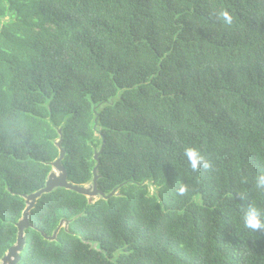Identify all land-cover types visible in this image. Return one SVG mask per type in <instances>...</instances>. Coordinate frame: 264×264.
I'll list each match as a JSON object with an SVG mask.
<instances>
[{
    "label": "trees",
    "instance_id": "16d2710c",
    "mask_svg": "<svg viewBox=\"0 0 264 264\" xmlns=\"http://www.w3.org/2000/svg\"><path fill=\"white\" fill-rule=\"evenodd\" d=\"M57 141L19 264H264V0H0V261Z\"/></svg>",
    "mask_w": 264,
    "mask_h": 264
},
{
    "label": "water",
    "instance_id": "95a60500",
    "mask_svg": "<svg viewBox=\"0 0 264 264\" xmlns=\"http://www.w3.org/2000/svg\"><path fill=\"white\" fill-rule=\"evenodd\" d=\"M58 147L60 150V156L59 158L54 161L51 166H52V172L49 174L47 182L45 184V187L43 189H41L40 191L24 197L26 199V208L23 212L22 218L20 219V221L16 224L18 233H17V240L16 243L7 251V253L3 256V258L1 259V263L4 264H19L20 261V254L23 252L25 244H26V236H25V231L28 228H33L36 229L32 224H30L29 222V213L30 211L34 208L37 200L43 195V194H47V193H51L52 191H54L57 188H64V189H68V190H73L79 194H82L84 196H86L89 199V202H92V197L99 195L101 197H104V195L102 193H100L97 190L96 187V181H97V174L96 172H94L95 176H94V189L91 190H87L84 188V185H74L70 182H68L67 180V173L66 170L64 169V167L61 164V161L64 157V152L63 150L60 148V141L58 142ZM53 168L58 169L59 171V175L55 174V170ZM61 173V174H60ZM66 223L65 221H62L59 225V227L57 228V230L54 232L53 236L51 237L50 240H55L57 237V234L59 233L60 229L62 228L63 224ZM67 225V223H66Z\"/></svg>",
    "mask_w": 264,
    "mask_h": 264
},
{
    "label": "clouds",
    "instance_id": "9594fccd",
    "mask_svg": "<svg viewBox=\"0 0 264 264\" xmlns=\"http://www.w3.org/2000/svg\"><path fill=\"white\" fill-rule=\"evenodd\" d=\"M213 15L219 22H222V24L228 28L233 27L236 22L235 17L225 9L214 12ZM184 155L187 158L193 172L198 173L201 171V169H203L204 171L215 170L213 159L211 157H205V155H203L201 151L196 147L186 148ZM256 188L264 191V174L258 175L256 177ZM191 190L192 189H190L188 184L181 181L177 188V195L186 196ZM239 198L241 200H244L246 196L241 194L239 195ZM243 221L245 228L250 232H264V209L251 204L244 214Z\"/></svg>",
    "mask_w": 264,
    "mask_h": 264
},
{
    "label": "rangeland",
    "instance_id": "374dc122",
    "mask_svg": "<svg viewBox=\"0 0 264 264\" xmlns=\"http://www.w3.org/2000/svg\"><path fill=\"white\" fill-rule=\"evenodd\" d=\"M96 134H98V133H96ZM58 142L59 141H57V143ZM53 169L55 170V174L59 175L58 169H56V168H53ZM84 188L87 189V190H91L92 191L94 189V183L93 182H90L89 184L84 185ZM151 191H152V189H151ZM100 198H101V196H99V195L93 196L92 197V202H95V201L99 200ZM66 227H67V225H66V223H64L63 226H62V228H65L66 229ZM1 262L2 261H0V264H4V263H1Z\"/></svg>",
    "mask_w": 264,
    "mask_h": 264
}]
</instances>
